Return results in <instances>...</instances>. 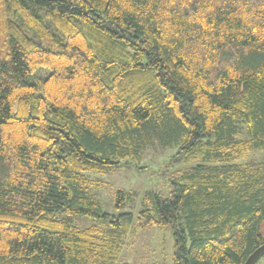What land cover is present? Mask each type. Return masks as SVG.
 <instances>
[{"label": "trees", "instance_id": "16d2710c", "mask_svg": "<svg viewBox=\"0 0 264 264\" xmlns=\"http://www.w3.org/2000/svg\"><path fill=\"white\" fill-rule=\"evenodd\" d=\"M159 147L169 196L104 211L98 177ZM262 148L264 0H0V264H117L133 224L170 228L172 264H244Z\"/></svg>", "mask_w": 264, "mask_h": 264}, {"label": "rangeland", "instance_id": "374dc122", "mask_svg": "<svg viewBox=\"0 0 264 264\" xmlns=\"http://www.w3.org/2000/svg\"><path fill=\"white\" fill-rule=\"evenodd\" d=\"M40 75H43L42 73ZM174 150L170 148H154L143 153L142 160L137 163H125L118 170L100 175V190H95L104 211L116 213L113 198L118 190L134 192L135 199L123 211L137 215L142 206V199L149 191L169 196L170 179L173 173L183 168V163L170 164L169 159ZM239 163L261 161L264 163V148L250 150L237 160ZM80 228L93 224L90 219H76ZM173 235L170 228L155 226L139 227L133 224L124 239V245L117 264H172ZM255 264H264V256Z\"/></svg>", "mask_w": 264, "mask_h": 264}, {"label": "water", "instance_id": "95a60500", "mask_svg": "<svg viewBox=\"0 0 264 264\" xmlns=\"http://www.w3.org/2000/svg\"><path fill=\"white\" fill-rule=\"evenodd\" d=\"M264 256V243L256 248L244 264H255Z\"/></svg>", "mask_w": 264, "mask_h": 264}]
</instances>
